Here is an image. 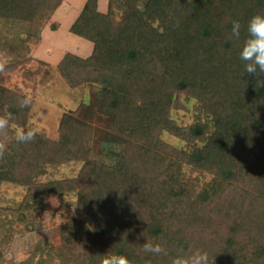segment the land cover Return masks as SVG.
Masks as SVG:
<instances>
[{
  "label": "trees",
  "instance_id": "trees-1",
  "mask_svg": "<svg viewBox=\"0 0 264 264\" xmlns=\"http://www.w3.org/2000/svg\"><path fill=\"white\" fill-rule=\"evenodd\" d=\"M62 1L0 0V21L39 38L35 21ZM256 14H264V0H107L105 11L99 0H85L70 31L92 50L85 57L68 51L59 61L70 84L92 81L111 98L122 97L131 78L167 85L196 97L212 114L214 130L208 133L199 121L181 126L166 110L160 130L194 142L190 149L167 144L154 194L93 156L94 127L78 109L63 113L57 139L33 130L31 141L7 143L0 185L26 186L19 220L45 209L47 194L74 192L77 214L60 226L61 264H100L106 253L129 264H170L197 248L207 251L210 264H264V74L246 73L239 56ZM234 20L241 24L239 37L231 33ZM23 98L0 85V117L24 127ZM201 139L202 145L195 142ZM67 157L82 161L76 177L36 179L42 163ZM183 164L213 176L196 191L184 181ZM232 181L249 182L255 205L227 202ZM145 236L166 254L144 252Z\"/></svg>",
  "mask_w": 264,
  "mask_h": 264
},
{
  "label": "rangeland",
  "instance_id": "rangeland-1",
  "mask_svg": "<svg viewBox=\"0 0 264 264\" xmlns=\"http://www.w3.org/2000/svg\"><path fill=\"white\" fill-rule=\"evenodd\" d=\"M84 2L63 0L51 15L46 13L36 20L39 38L0 21V85L32 97L24 127L51 139L58 138L63 113L78 109V117L94 127L90 138L93 156L116 173L133 176L143 189L154 194L167 144L190 149L194 142L160 130L166 110L170 109L171 117L181 126L195 121L208 124V133L214 130L212 114L196 97L175 92L167 85L131 78L118 94L122 97L112 98L106 93L108 89L89 80L71 85L58 64L68 51L83 57L91 53L92 43L70 31ZM106 6L107 0L99 1L100 10ZM24 127L9 122L0 129V143L5 146L15 139L14 130ZM204 140L195 142L202 145ZM81 165V160L72 157L60 163H42L36 179H71L78 175ZM183 173L184 181L196 191L213 176L188 164H183ZM231 185L228 203L255 205L249 182L232 181ZM26 190V186L11 182L0 185V264H61L60 226L77 214L74 192L47 194L45 209L28 212L19 220L17 209Z\"/></svg>",
  "mask_w": 264,
  "mask_h": 264
},
{
  "label": "clouds",
  "instance_id": "clouds-1",
  "mask_svg": "<svg viewBox=\"0 0 264 264\" xmlns=\"http://www.w3.org/2000/svg\"><path fill=\"white\" fill-rule=\"evenodd\" d=\"M241 24L238 20L232 23V36H240ZM248 37L244 40L240 49L239 56L245 61L244 70L248 74L257 76V73L264 74V14H256L251 17L247 25ZM0 65V69H2ZM32 103L31 96H25L21 103L22 107ZM9 126V119L0 117V129ZM15 139L18 143L31 141L35 132L32 129L23 130L16 128L14 130ZM4 145L0 143V155H3ZM144 235V233H142ZM146 237V236H145ZM143 251L153 254H166L165 248L160 243H153L146 237V242L142 245ZM100 264H129L126 257L117 254H105ZM170 264H210L209 256L206 250L197 248L190 254H177L170 260Z\"/></svg>",
  "mask_w": 264,
  "mask_h": 264
},
{
  "label": "crops",
  "instance_id": "crops-1",
  "mask_svg": "<svg viewBox=\"0 0 264 264\" xmlns=\"http://www.w3.org/2000/svg\"><path fill=\"white\" fill-rule=\"evenodd\" d=\"M100 1V0H99ZM105 11V10H104Z\"/></svg>",
  "mask_w": 264,
  "mask_h": 264
}]
</instances>
